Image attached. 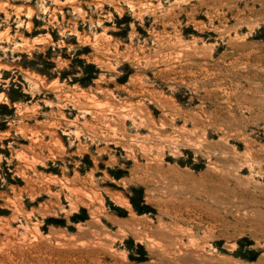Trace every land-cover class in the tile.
Masks as SVG:
<instances>
[{
    "label": "rangeland",
    "instance_id": "374dc122",
    "mask_svg": "<svg viewBox=\"0 0 264 264\" xmlns=\"http://www.w3.org/2000/svg\"><path fill=\"white\" fill-rule=\"evenodd\" d=\"M0 264H264V0H0Z\"/></svg>",
    "mask_w": 264,
    "mask_h": 264
}]
</instances>
